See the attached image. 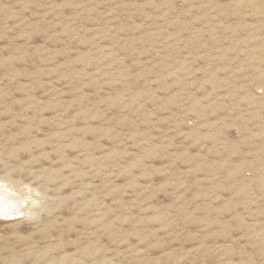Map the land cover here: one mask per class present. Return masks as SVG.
<instances>
[{
    "label": "rangeland",
    "instance_id": "374dc122",
    "mask_svg": "<svg viewBox=\"0 0 264 264\" xmlns=\"http://www.w3.org/2000/svg\"><path fill=\"white\" fill-rule=\"evenodd\" d=\"M0 186V264H264V0H0Z\"/></svg>",
    "mask_w": 264,
    "mask_h": 264
},
{
    "label": "bare ground",
    "instance_id": "6f19581e",
    "mask_svg": "<svg viewBox=\"0 0 264 264\" xmlns=\"http://www.w3.org/2000/svg\"><path fill=\"white\" fill-rule=\"evenodd\" d=\"M3 187V186H2ZM0 186V214L2 213H15L13 207H14V200H9V194H5L4 191L1 190L2 188ZM5 188V187H4ZM7 189V188H5ZM12 199H13V196H12ZM18 203V202H17ZM20 204V203H19ZM21 205V204H20ZM18 208V207H17ZM18 210V209H17ZM21 210V209H20ZM17 213V212H16Z\"/></svg>",
    "mask_w": 264,
    "mask_h": 264
}]
</instances>
